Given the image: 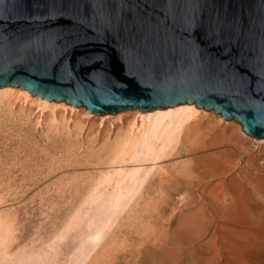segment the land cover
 I'll list each match as a JSON object with an SVG mask.
<instances>
[{"label":"water","instance_id":"95a60500","mask_svg":"<svg viewBox=\"0 0 264 264\" xmlns=\"http://www.w3.org/2000/svg\"><path fill=\"white\" fill-rule=\"evenodd\" d=\"M5 87L96 115L195 104L263 140L264 0H0Z\"/></svg>","mask_w":264,"mask_h":264},{"label":"rangeland","instance_id":"374dc122","mask_svg":"<svg viewBox=\"0 0 264 264\" xmlns=\"http://www.w3.org/2000/svg\"><path fill=\"white\" fill-rule=\"evenodd\" d=\"M0 121L4 126L0 124V191L7 189L2 193H6V206L20 213V242L29 254L61 229L84 199L87 182L95 171L82 159L66 158V154L60 153V142L46 143L37 133L32 134L31 142L17 147L18 129ZM215 136V132L203 131L196 140V152L164 163L169 175L155 178L146 187V198L137 211L136 221L108 236L84 264H264V245L261 252L249 253L243 238L225 230L231 224L217 210L220 205L216 203L220 192L227 190L225 193L230 195L234 190V195L228 196L237 201L239 214L256 219L264 227V147L253 141L213 147L212 144H218ZM183 168L185 171L180 170ZM9 195L18 196L11 197V202ZM68 250L65 248L66 253Z\"/></svg>","mask_w":264,"mask_h":264},{"label":"bare ground","instance_id":"6f19581e","mask_svg":"<svg viewBox=\"0 0 264 264\" xmlns=\"http://www.w3.org/2000/svg\"><path fill=\"white\" fill-rule=\"evenodd\" d=\"M205 111L195 104H181L145 113L135 109L125 110L116 115H96L87 112L84 107L39 99L21 88L0 89V119L7 127L18 129L17 147L26 144L27 141L31 142L32 134L37 133L44 137L46 143L60 142L62 145L60 153L66 154V158L68 156L75 160L82 159L85 165H89L95 171L87 182L88 188L84 199L82 198L79 206L67 217L61 229L43 244L40 242L41 246L33 247L35 251L29 254L25 252V247L20 242L18 219L21 217H18L20 213L6 206L8 205L6 193L4 195L2 193L7 189L0 191V264H84L108 236L136 221L137 211L146 198L144 196L146 187L155 178L160 179L163 175L164 177L169 175L168 166L166 167L164 163L173 157L196 152V140L203 131L210 134L215 132L218 144L214 146L211 142L213 147L235 145V141H253L264 147V139L259 140L247 135L240 124L239 126L238 123H227L219 114L214 112L216 114L214 115ZM9 130L7 128V131ZM3 174L7 176V173ZM225 191L220 192L216 200L220 205V209L217 210L225 214L231 224V227H226L225 230L231 235L243 238V245L249 253L263 248L264 227L255 221L256 219L253 221L250 216L248 219L245 215L244 217L243 214L240 215L237 201L229 197L234 195V190L232 194H228L229 196ZM11 197H8L10 201ZM253 204L259 206L255 205V202ZM216 219L218 221V218ZM238 228L243 230L240 231ZM67 247L68 253L65 252Z\"/></svg>","mask_w":264,"mask_h":264},{"label":"snow or ice","instance_id":"6c2138e0","mask_svg":"<svg viewBox=\"0 0 264 264\" xmlns=\"http://www.w3.org/2000/svg\"><path fill=\"white\" fill-rule=\"evenodd\" d=\"M70 24H74L75 22L74 21H69Z\"/></svg>","mask_w":264,"mask_h":264}]
</instances>
